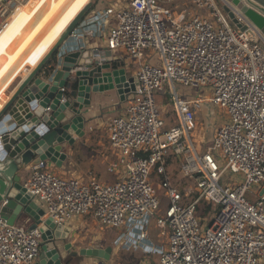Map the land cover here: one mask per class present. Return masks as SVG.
<instances>
[{"label":"built area","instance_id":"obj_1","mask_svg":"<svg viewBox=\"0 0 264 264\" xmlns=\"http://www.w3.org/2000/svg\"><path fill=\"white\" fill-rule=\"evenodd\" d=\"M29 1L0 0V31ZM116 1L96 16L102 24L112 22L106 47L124 54L128 62L123 68L132 69L136 80L123 111L105 128L112 157L107 172L119 171L117 180L59 176L40 162L31 168L24 188L55 225L65 227L92 212L106 229L121 230L127 222L141 226L136 237L127 227L134 246L146 245L143 226L156 215L161 204L157 190H163L167 209L156 218V227L167 244L154 248L158 264H264L263 35L227 0L222 1L244 30L229 23L216 0ZM84 33L94 34H75ZM175 83L209 90L207 102L224 112L202 153L191 132L196 108L205 100L180 99ZM166 84L173 88L176 122L163 131L156 94ZM217 158L226 161L222 168ZM171 161L178 163L192 191L172 184ZM226 172L243 176L244 182L222 184ZM153 175L160 178L157 188ZM252 186L257 190L250 197ZM201 200L215 207L210 220L197 217ZM40 242L39 228L10 225L0 217V264H33Z\"/></svg>","mask_w":264,"mask_h":264},{"label":"water","instance_id":"obj_2","mask_svg":"<svg viewBox=\"0 0 264 264\" xmlns=\"http://www.w3.org/2000/svg\"><path fill=\"white\" fill-rule=\"evenodd\" d=\"M260 31L264 23L248 15L253 8L264 15V0H227ZM232 24L244 30L226 3H221ZM91 3L66 29L52 49L18 85L0 110V217L14 225L28 215L29 230H41L40 253L34 264H64L70 255L107 261L111 248L71 251L68 226L55 225L24 188L21 173L40 162L66 160L64 145L74 144L89 122L93 96L115 90L123 98L134 90V77L124 68H114L119 58L101 49L62 51L64 41L79 25ZM49 109L48 111H46Z\"/></svg>","mask_w":264,"mask_h":264},{"label":"crops","instance_id":"obj_3","mask_svg":"<svg viewBox=\"0 0 264 264\" xmlns=\"http://www.w3.org/2000/svg\"><path fill=\"white\" fill-rule=\"evenodd\" d=\"M67 2V6L64 7ZM93 2L94 0L30 1L29 5L17 18L15 23L8 27L0 37V105H2V107L8 99H10L18 85L34 70L35 67H37L52 49L58 39L62 36L63 31L66 29L70 21L77 14L81 13L88 3H91L89 11H87L76 29H74L71 35L64 41L62 51L67 48L69 51H75L80 47H84L85 49H101L104 52L108 50L106 47V36L107 30L112 22L108 21L106 24H102L101 21L97 19V14L113 3V0L108 3L101 1L100 5H95ZM86 30L93 31L94 34L91 36H87L86 33H84L83 36L76 35L79 32H86ZM112 56L119 58L120 66L118 68L124 67L128 62L123 53H112ZM115 64L116 63H112V66L114 67ZM126 73L128 75L127 71ZM15 79H17V81L12 84ZM8 88L11 89L9 90ZM126 101V96L120 98L115 90L104 92L102 95H94L92 99V108L90 109L89 114L86 115V119H88L89 122L85 125L83 133L78 137L73 136L74 144L72 146L64 145V153H66L67 156L66 160L63 162L57 160L53 162L48 161L46 162L47 169L53 171L59 176H77L75 173L81 174L84 173V171H90V169L98 173L100 169L106 168L107 171V164L112 158L109 145L106 151V153L109 152V160L107 163L100 160L105 155L103 153L104 150L97 152L90 146L100 147L101 141L100 138L97 137V134L106 128V124L111 118L123 111L126 106ZM30 175L31 169L24 170L21 173L23 184L26 183ZM92 178L93 177L86 181ZM35 202L38 207L43 210V205L37 201ZM32 223V218L25 215L21 217L16 224L22 225L28 229ZM66 226L71 229L68 234V243L72 245L71 251H78L83 248L102 249L105 248L102 244H110L109 236L98 234L97 228L99 223L93 216L92 212H89L82 217L75 218ZM129 226L130 223L127 222V227L130 228ZM85 229L94 235L93 243L86 247H81L78 246L79 242L82 240L79 236V232L80 230ZM137 232L138 230L135 229L133 232L134 237H136ZM94 242H96V244ZM145 244V246L142 245V248H150L153 250V248L156 247L155 250H158V247L150 241ZM166 244V241L165 243L162 242L163 247H166ZM143 252L147 253L144 249Z\"/></svg>","mask_w":264,"mask_h":264},{"label":"rangeland","instance_id":"obj_4","mask_svg":"<svg viewBox=\"0 0 264 264\" xmlns=\"http://www.w3.org/2000/svg\"><path fill=\"white\" fill-rule=\"evenodd\" d=\"M101 1H105V3H108L112 0H94L93 3L95 5H100ZM219 6H222L221 3H223L222 0H216ZM117 4H119V1H116ZM121 3V2H120ZM68 2L64 5L66 7ZM70 4V3H69ZM183 5H180L179 8H182ZM180 10L178 9L177 12ZM201 13H204V11H201ZM225 13V12H224ZM198 14H200L198 10ZM226 14V13H225ZM229 23L233 26L231 20H228ZM153 59H156V54L153 57ZM123 68V67H122ZM133 71L132 69H129L128 76L132 77ZM17 81L12 83L14 84ZM173 88L178 95L180 99H187V100H193V99H204L202 103H200L199 107L196 108L195 117H196V125L194 130L191 132V138L192 142L197 148V151L199 153H202L206 150V148L211 144L212 142V136L215 131V129L221 124V122L224 120L222 117H224V112L222 110H219L216 107H213L208 101L210 97V91L207 89H189L185 88L183 86H180L179 84L175 83L173 84ZM173 88L170 86V84L164 85L163 91L156 94V102L157 106L162 114V118L164 120V126L162 130L169 129L170 126L175 124V116H174V105H173ZM9 89V88H8ZM11 89V88H10ZM9 89V90H10ZM97 137L100 138L101 145L98 146H90L94 149V151H101L104 150V157H102L100 160L107 163L109 160V152L106 153L108 148V141L106 138V129L102 130L99 134H97ZM95 145V144H94ZM219 168H222L226 161L223 159H216ZM86 169V168H85ZM168 176L170 181L174 186L180 189H186L188 192L192 191V187L186 183V181L182 178L179 165L178 163H174L173 161L170 162L168 166ZM118 172L115 171L113 173H108L105 169H100L99 173L90 169V171H84V173H75V175H79V177L83 180H87L91 177L99 180L101 183H109L117 179ZM152 181L154 183V186L157 188V184L160 182V178L156 175L152 176ZM244 182V177L240 175H232L229 172H226L223 174L221 183L222 184H228V185H238L240 183ZM257 188L252 186L249 189L248 196H254ZM158 196L160 198V206L158 211L156 212V215L151 217L149 220L146 221L143 228L147 230L148 238L146 241H150L157 247H160L162 245V242L165 243L166 239L165 237H162L160 235L159 229L156 227V218L159 216H163L166 209H167V200L164 198L163 190H157ZM213 217V214L208 217V220H210ZM22 226V225H21ZM131 228L135 231V229L140 228L139 225H130ZM135 228V229H134ZM98 234H102L103 236H109L110 244L105 245L102 244V249H106L107 247L111 248V255L109 260L103 261V264H158L159 260V254L158 252H155L154 248L151 250L150 248H142L141 246H134L132 245L130 229L122 228L121 230H111L106 229L102 225L99 224L98 228ZM79 236L81 237V241L79 242L78 246L86 247L93 243V234L89 233L85 230H80ZM84 238V239H83ZM96 244V242H94ZM95 246L94 244H92ZM144 251H147V253H144ZM70 257L68 255L66 258ZM77 264H100V260L97 258L92 257H81Z\"/></svg>","mask_w":264,"mask_h":264},{"label":"trees","instance_id":"obj_5","mask_svg":"<svg viewBox=\"0 0 264 264\" xmlns=\"http://www.w3.org/2000/svg\"><path fill=\"white\" fill-rule=\"evenodd\" d=\"M120 65L116 63L114 65L115 68H118ZM215 213V207L211 202H208L206 200H201L199 204L196 207V214L197 217L202 220L204 218L210 217L211 214L214 215ZM81 256H75V257H68L66 258L63 263L64 264H77Z\"/></svg>","mask_w":264,"mask_h":264},{"label":"bare ground","instance_id":"obj_6","mask_svg":"<svg viewBox=\"0 0 264 264\" xmlns=\"http://www.w3.org/2000/svg\"><path fill=\"white\" fill-rule=\"evenodd\" d=\"M31 1V0H30ZM30 1L28 3H26L25 5H23L22 9H20V11H18L13 17H11V19L8 21V23L6 24V26L0 31V37L2 36V34L6 31V29L8 27H10L12 24L15 23V21L17 20V18L24 12L25 8L29 5ZM248 15L250 16H255L257 18H259L260 20L263 21L264 23V15H262L261 13H259L258 11H256L255 9L253 8H249L248 10ZM80 14V13H79ZM77 14L71 21L70 23L68 24V26L66 27V29L71 25V23L78 17ZM66 29L63 31V33L66 31ZM62 33V35H63Z\"/></svg>","mask_w":264,"mask_h":264}]
</instances>
